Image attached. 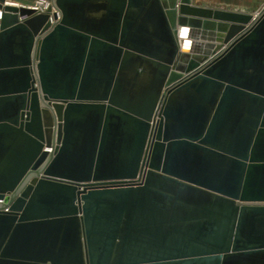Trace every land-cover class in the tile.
<instances>
[{"label": "water", "instance_id": "95a60500", "mask_svg": "<svg viewBox=\"0 0 264 264\" xmlns=\"http://www.w3.org/2000/svg\"><path fill=\"white\" fill-rule=\"evenodd\" d=\"M46 1L0 20V264H264V6Z\"/></svg>", "mask_w": 264, "mask_h": 264}, {"label": "crops", "instance_id": "0c3cea01", "mask_svg": "<svg viewBox=\"0 0 264 264\" xmlns=\"http://www.w3.org/2000/svg\"><path fill=\"white\" fill-rule=\"evenodd\" d=\"M191 4L213 9L255 14L264 6V0H190Z\"/></svg>", "mask_w": 264, "mask_h": 264}, {"label": "built area", "instance_id": "2783aa9c", "mask_svg": "<svg viewBox=\"0 0 264 264\" xmlns=\"http://www.w3.org/2000/svg\"><path fill=\"white\" fill-rule=\"evenodd\" d=\"M29 3H22L16 0H8L5 1L4 3H2L1 7H0V20L2 18V14H3V7L5 5H13V6H26V7H30L32 9H34V11L36 13H44L46 12L49 8H51V12H54L55 9L51 6V3L46 1V0H29ZM58 14V12H57ZM59 15V14H58ZM23 17H20V20H22ZM49 20L53 23L54 19L52 18V16L50 15ZM49 151H51L50 148H48ZM3 202V199H0V204Z\"/></svg>", "mask_w": 264, "mask_h": 264}, {"label": "rangeland", "instance_id": "374dc122", "mask_svg": "<svg viewBox=\"0 0 264 264\" xmlns=\"http://www.w3.org/2000/svg\"><path fill=\"white\" fill-rule=\"evenodd\" d=\"M16 1H19V2H22V3H29L30 2L29 0H16ZM242 13H246V12H242Z\"/></svg>", "mask_w": 264, "mask_h": 264}, {"label": "bare ground", "instance_id": "6f19581e", "mask_svg": "<svg viewBox=\"0 0 264 264\" xmlns=\"http://www.w3.org/2000/svg\"><path fill=\"white\" fill-rule=\"evenodd\" d=\"M235 31V28L232 30V33Z\"/></svg>", "mask_w": 264, "mask_h": 264}]
</instances>
